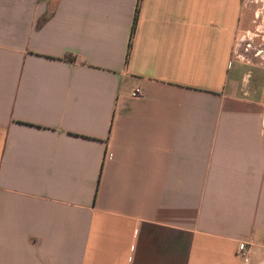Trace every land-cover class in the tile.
I'll list each match as a JSON object with an SVG mask.
<instances>
[{
  "label": "crops",
  "instance_id": "0c3cea01",
  "mask_svg": "<svg viewBox=\"0 0 264 264\" xmlns=\"http://www.w3.org/2000/svg\"><path fill=\"white\" fill-rule=\"evenodd\" d=\"M253 22L245 0H0V264H264Z\"/></svg>",
  "mask_w": 264,
  "mask_h": 264
},
{
  "label": "rangeland",
  "instance_id": "374dc122",
  "mask_svg": "<svg viewBox=\"0 0 264 264\" xmlns=\"http://www.w3.org/2000/svg\"><path fill=\"white\" fill-rule=\"evenodd\" d=\"M245 2L250 4L251 8H253L254 28H252V30L247 29L244 32H242V36L243 34H245V36L244 38H242L243 40L241 41V45L242 46L244 45V47L247 46L248 49H250L251 46H249L248 44L246 45L245 44L246 42H249L252 39H254L255 41L258 39L259 41L263 42V40L260 39V36L256 35V33H263L257 30V28L264 29V0H245Z\"/></svg>",
  "mask_w": 264,
  "mask_h": 264
},
{
  "label": "built area",
  "instance_id": "2783aa9c",
  "mask_svg": "<svg viewBox=\"0 0 264 264\" xmlns=\"http://www.w3.org/2000/svg\"><path fill=\"white\" fill-rule=\"evenodd\" d=\"M257 30H259L260 32H263V33H256V35L260 36V39H262L264 42V29L257 28ZM244 36H245V34H243V37ZM263 52H261V53H263ZM260 55L262 56V58H264V53L260 54ZM139 94H140L139 88H136L133 92H131V96H133V97L138 96ZM106 157H108V158L111 157L110 152H107ZM236 253L243 260V262L249 261L248 252H247V245L245 242H239L238 243Z\"/></svg>",
  "mask_w": 264,
  "mask_h": 264
},
{
  "label": "trees",
  "instance_id": "16d2710c",
  "mask_svg": "<svg viewBox=\"0 0 264 264\" xmlns=\"http://www.w3.org/2000/svg\"><path fill=\"white\" fill-rule=\"evenodd\" d=\"M129 47H130V44H129ZM128 54H129V49H128V51H127V57H128ZM127 57H126V58H127Z\"/></svg>",
  "mask_w": 264,
  "mask_h": 264
}]
</instances>
